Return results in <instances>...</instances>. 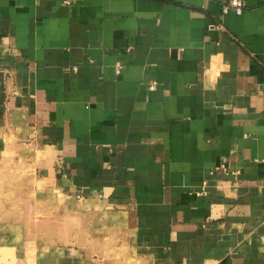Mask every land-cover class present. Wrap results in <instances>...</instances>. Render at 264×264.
<instances>
[{"label":"crops","instance_id":"0c3cea01","mask_svg":"<svg viewBox=\"0 0 264 264\" xmlns=\"http://www.w3.org/2000/svg\"><path fill=\"white\" fill-rule=\"evenodd\" d=\"M225 1L0 0V171L64 200L47 264H264V0Z\"/></svg>","mask_w":264,"mask_h":264},{"label":"rangeland","instance_id":"374dc122","mask_svg":"<svg viewBox=\"0 0 264 264\" xmlns=\"http://www.w3.org/2000/svg\"><path fill=\"white\" fill-rule=\"evenodd\" d=\"M19 166L0 171V264H47L63 253L64 200Z\"/></svg>","mask_w":264,"mask_h":264},{"label":"built area","instance_id":"2783aa9c","mask_svg":"<svg viewBox=\"0 0 264 264\" xmlns=\"http://www.w3.org/2000/svg\"><path fill=\"white\" fill-rule=\"evenodd\" d=\"M243 8H244V4L240 0H228L222 4L223 13H227L228 11L232 10L236 14H240ZM119 69H120V66L118 65L116 68V71H118ZM150 88L152 89L153 86Z\"/></svg>","mask_w":264,"mask_h":264}]
</instances>
